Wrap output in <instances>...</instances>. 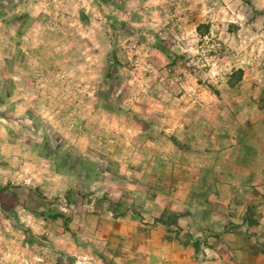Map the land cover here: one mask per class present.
Returning <instances> with one entry per match:
<instances>
[{
  "label": "rangeland",
  "instance_id": "374dc122",
  "mask_svg": "<svg viewBox=\"0 0 264 264\" xmlns=\"http://www.w3.org/2000/svg\"><path fill=\"white\" fill-rule=\"evenodd\" d=\"M263 98L264 0H0V264H264Z\"/></svg>",
  "mask_w": 264,
  "mask_h": 264
},
{
  "label": "trees",
  "instance_id": "16d2710c",
  "mask_svg": "<svg viewBox=\"0 0 264 264\" xmlns=\"http://www.w3.org/2000/svg\"><path fill=\"white\" fill-rule=\"evenodd\" d=\"M263 102H264V98H263V100H262ZM9 188V186H7V187H4V188H2L1 190H3V191H5V190H7ZM160 220V219H159ZM159 222V221H158ZM161 222V221H160ZM194 247H196L197 248V246L196 245H194Z\"/></svg>",
  "mask_w": 264,
  "mask_h": 264
}]
</instances>
